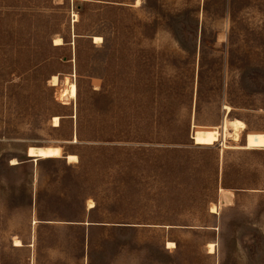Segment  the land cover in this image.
<instances>
[{"label":"rangeland","instance_id":"rangeland-1","mask_svg":"<svg viewBox=\"0 0 264 264\" xmlns=\"http://www.w3.org/2000/svg\"><path fill=\"white\" fill-rule=\"evenodd\" d=\"M0 264H264V0H0Z\"/></svg>","mask_w":264,"mask_h":264},{"label":"bare ground","instance_id":"bare-ground-1","mask_svg":"<svg viewBox=\"0 0 264 264\" xmlns=\"http://www.w3.org/2000/svg\"><path fill=\"white\" fill-rule=\"evenodd\" d=\"M99 41V38H96V41ZM56 45H60L62 44L61 39H57L55 41ZM53 85L56 86L58 83V78L55 76L52 80ZM69 90L67 92H63L62 96H70L71 98H75L77 95V88L75 84H69ZM61 96V95H60ZM61 96V97H62ZM66 98V97H65ZM63 99V98H62ZM60 124V120L59 118H55L54 119V126L55 127H59ZM232 128L235 131V135H236V140H238L239 136H240V132L242 130H244V127L242 125H240L237 122H230L229 124L226 125V128ZM27 156L33 160H52V159H60L63 158V151L60 147H40V148H36V147H30L27 150ZM66 159L68 160L69 163H75L77 161V157L74 155H68L66 157ZM18 163L13 161L12 165H17ZM90 208H93L94 205L93 204H89ZM215 209V208H214ZM213 209V210H214ZM216 212V211H215ZM15 245L16 247H22L23 245L21 244V242L19 240H15ZM170 247H174L173 243H169ZM208 248L210 250V253H214L215 251V245L214 244H209Z\"/></svg>","mask_w":264,"mask_h":264},{"label":"trees","instance_id":"trees-1","mask_svg":"<svg viewBox=\"0 0 264 264\" xmlns=\"http://www.w3.org/2000/svg\"><path fill=\"white\" fill-rule=\"evenodd\" d=\"M38 220H39V221H49V220H45V217H42V216L40 215V213L38 214Z\"/></svg>","mask_w":264,"mask_h":264},{"label":"crops","instance_id":"crops-1","mask_svg":"<svg viewBox=\"0 0 264 264\" xmlns=\"http://www.w3.org/2000/svg\"><path fill=\"white\" fill-rule=\"evenodd\" d=\"M240 124V123H239ZM240 125H242V124H240ZM243 126V125H242ZM244 127V126H243ZM40 222H44V223H50V222H48V221H40ZM44 225H48V224H44ZM15 246V245H14ZM16 247V246H15ZM23 247V246H22ZM22 247H16V248H22Z\"/></svg>","mask_w":264,"mask_h":264}]
</instances>
